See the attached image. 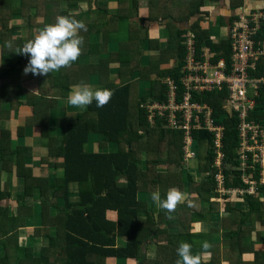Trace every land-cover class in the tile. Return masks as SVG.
<instances>
[{"label":"trees","instance_id":"16d2710c","mask_svg":"<svg viewBox=\"0 0 264 264\" xmlns=\"http://www.w3.org/2000/svg\"><path fill=\"white\" fill-rule=\"evenodd\" d=\"M202 6V2L195 3V0H192L191 16H207V13L200 11ZM18 11L11 9L10 2L0 0V83L4 82L3 84H15L19 79H31L34 76L30 72L23 77L14 73L17 62H22L25 69L30 59L28 55L16 52L29 39L14 38L15 30L8 26L9 20ZM237 19L238 16L235 17V20ZM44 20L46 21L45 16ZM191 29L196 35L195 39L197 38V51L201 50L205 42L212 45L207 33L200 29L198 23ZM259 33L258 37L264 38V25ZM184 35L177 32L176 42L172 43L181 57L187 46L188 35ZM215 47L218 46L213 45V48ZM258 68L259 75H262L264 60L258 63ZM43 76L58 87L61 94L64 93L65 84H61V78H65V74ZM68 77L67 75V80ZM130 89V86L114 89L110 102L104 107H97L96 101L93 100L89 109L79 115L77 122L64 123V134L58 140L47 139L45 131L49 119L44 120L42 137L48 141L50 158H62L61 163H49L52 167L60 166L63 169L61 176H53L50 181L45 177H32L31 169L25 168L27 172H23L18 159L19 155L27 153L28 149L16 146L9 148L4 142L8 132L2 131L0 154L3 163L8 167L9 158L16 156L17 167L20 168L18 173H24V176L30 177L33 182L27 184L23 194L18 196L15 214H10L8 208L0 206V251L4 258L0 264H10L12 257L16 258V264H106L109 258L127 261L126 264H176L179 259L177 249L181 242L191 243L194 254L210 253V260L202 261V264H220L221 257L229 264H264V258L259 253H255V259L251 262L242 259L245 251L242 239L250 235L258 225L264 226V187L258 195H245L241 198L248 205L246 212L231 206L230 215L223 219L222 226L227 229L223 237L231 244L229 251L220 252L214 244L205 251L201 242L209 241L208 236L191 230L194 222L203 221L217 209L216 203L210 200L211 195L216 192V182L212 181L216 170L211 175L209 169H212V163L218 153L223 154L224 164L219 171L222 170L220 172L224 175V186L230 188L243 185L240 171H235L240 164L239 153L236 151L239 146L238 120L228 116L222 108L221 95L203 96L213 108L216 122L224 126L222 147L215 148L214 138L207 130L192 131L199 149L198 170L204 174L201 181L197 182L191 174L185 175L181 168L180 171L173 169L175 164L183 167V131H174L166 124L153 125L148 120L147 110L139 107L141 103L134 105L132 102ZM262 89L256 97L258 105L250 114L249 120L264 126V87ZM64 94H67L66 91ZM28 96L36 98L30 93ZM46 102L48 101H44V104L48 105ZM36 103L43 104V101L38 99ZM93 134L99 135L101 145L116 144L117 150H87L86 145ZM161 166H167V170L160 171ZM232 175L235 178L231 179ZM71 184H77L79 187L78 201H71ZM185 186L188 188L190 199L187 203L178 205L175 212L171 213V219L164 210L153 213L148 202L141 196L145 192L158 190L163 200L170 187H177L185 192ZM35 187L39 188L40 192L46 189L51 191V194H59L63 201L61 206L56 205L58 212L53 215L48 212L51 204L45 203V200L42 202V227L36 234L44 239L45 246L39 251L32 246V238L28 239L27 244L21 243L19 233L33 212V207L27 199L33 196ZM9 197L10 193L0 186V200ZM202 203L207 205L196 209ZM193 204L196 206H191ZM111 212L117 213L116 220L110 217ZM246 223L249 225L246 226ZM51 228H55V234H50ZM119 239L124 241L125 245L119 246ZM148 245L155 246V256H149L146 247ZM131 260L134 263H129Z\"/></svg>","mask_w":264,"mask_h":264},{"label":"crops","instance_id":"0c3cea01","mask_svg":"<svg viewBox=\"0 0 264 264\" xmlns=\"http://www.w3.org/2000/svg\"><path fill=\"white\" fill-rule=\"evenodd\" d=\"M5 1L10 2L12 10H19L8 22L9 28L15 30L13 36L16 39H32L45 24L55 22L58 15L71 16L82 21L87 28V31H79V35L83 37V44L78 60L73 62L70 67L49 73L52 76L59 73L65 74V78H61V84H65L64 91H62L64 93L66 91L67 94H61V90L58 91L59 88L52 85L43 75H34L31 79L22 78L15 84L0 83V136H2V131H7L8 137L4 139V142L9 148L13 149L16 146L28 149L27 153L19 155L18 159L22 164L23 172H27L25 168L31 169L32 177H45L49 179L48 181L53 176L63 174L62 167H52L49 164L50 162L61 163L62 158H50L48 141L42 137V123L46 118L49 119L45 131L47 139L58 140L64 134V123L77 122L79 115L90 107L88 105L85 109H79L68 103L67 97L73 85L87 84L93 89L109 88L111 90L130 86L132 102L134 105L141 103L139 107L146 110L150 103L166 100L171 89V82L175 81L178 85L180 84L182 70L187 63L189 52L186 46V52L181 57V54L176 50L173 44L176 42L177 32H182L185 34L184 36L189 35L194 32L191 27L198 23L200 29L207 33L212 45L205 42L200 51L196 49L197 59H203L209 53L211 62L217 63L221 59L227 60L229 57L228 32L235 17L243 10L264 8V0H195V3L202 2L203 6L200 11L208 14L205 17H199L198 15L191 16L192 0ZM193 35L196 37L195 34ZM213 45L218 47L213 48ZM1 49L2 42L0 41V73L2 71ZM14 73L21 77L25 75L22 62L15 64ZM71 74H73L72 77ZM67 75L69 80H67ZM261 90L263 89L261 88L259 93ZM28 93L36 98L29 97ZM38 99H41L43 104L36 103ZM44 101H48L46 102L48 105L44 104ZM256 102L258 105L257 98ZM89 139L90 142L86 145V149L89 151L115 152L118 148L116 144L101 145L98 134L91 135ZM197 150L199 155L198 147ZM217 156L212 163V169H209L211 175L216 170L212 179L216 183V177L221 175L220 171H222H219L222 167L217 164ZM1 157L0 154V186L10 193V197L0 200V206L8 208L10 214H15L17 198L23 194L26 185L30 184L28 180L31 181V178H26L24 173H18L20 168L17 167L16 156L9 158L8 167L5 166L6 163H3ZM192 162L195 165H190V161L186 163L183 158L184 168L195 166L192 169L193 172L185 173L183 171V173L191 174L197 182H200L204 174L198 170V157ZM36 188L33 189V196L27 199L33 207V212L27 218L26 226L19 231L21 243H26L29 239L26 237L32 235L29 230L34 228L37 223L35 221L41 222V205L44 200L45 203L51 204L48 212L52 215L58 212L56 205L63 204L59 194H51V191L46 189L40 192L39 188ZM70 191L72 192L71 201H78V185L71 184ZM151 193L145 192L141 196L145 201L151 202V210L158 208V213L162 212L164 209L156 206L151 199ZM183 193L186 197L184 203H187L189 200L188 190L186 189ZM214 197L217 198V201H214L217 209L208 214L203 221L194 222L191 230L194 233L206 234L209 242L214 244L216 249L220 252H227L230 250L231 244L223 237V233L227 229L222 226V221L230 215L231 206L246 212L248 205L243 199L226 196L229 197L228 199L218 193L215 194V192L211 195L210 200L213 201ZM229 200L234 203L230 204L229 209L223 208L225 206L223 203H227ZM202 204L206 205V203ZM245 225L248 226L249 223ZM55 232V228L50 229V234H55ZM39 242L40 247L37 246ZM33 244L32 246L36 250L45 246L42 237H37ZM118 245L123 246L125 242L119 239ZM242 245L245 249L242 256L243 261H253L255 253L261 254L264 258V226L258 225L250 235L245 236L242 239ZM210 258V253L202 254L204 262L209 261ZM14 259L16 260L15 257H12L9 260L10 264ZM3 261V254L0 251V263ZM126 262L109 258L106 264H126ZM129 263H134V261L131 260ZM220 264L229 263L221 257Z\"/></svg>","mask_w":264,"mask_h":264},{"label":"built area","instance_id":"2783aa9c","mask_svg":"<svg viewBox=\"0 0 264 264\" xmlns=\"http://www.w3.org/2000/svg\"><path fill=\"white\" fill-rule=\"evenodd\" d=\"M264 25V10L248 9L238 14L229 26L228 59L212 63L209 53L197 59L195 36L187 39L188 57L182 70L180 84H171L166 100L147 105L148 120L153 125L166 124L172 130L183 131L184 161L198 157L197 141L192 131L205 129L214 138L216 149L221 148L224 126L216 122L213 108L204 94L221 95L222 108L238 120L240 171L242 186L226 188L224 175H217L215 193L237 199L258 195L264 185V126L249 120L255 110L256 97L264 87V73L259 75L258 63L264 60V38L259 32ZM223 154L217 164L222 166ZM227 165V164H226ZM256 175H258L256 177Z\"/></svg>","mask_w":264,"mask_h":264},{"label":"clouds","instance_id":"9594fccd","mask_svg":"<svg viewBox=\"0 0 264 264\" xmlns=\"http://www.w3.org/2000/svg\"><path fill=\"white\" fill-rule=\"evenodd\" d=\"M87 31L86 25L71 16L58 15L55 22L45 24L39 29L32 39H29L16 52L30 57L24 74L45 75L57 72L61 68L70 67L81 55L83 37L79 31ZM10 47V45H9ZM113 90L109 88L93 89L87 84H76L71 87L68 94V103L79 109H85L93 100L97 107H104L113 96ZM151 199L156 206L162 208L173 218L178 205L185 202V194L177 187H170L166 192V198L161 200L160 192L151 193ZM205 251L212 247L207 240L201 242ZM179 259L176 264H202V254L193 253L192 244L181 242L177 249Z\"/></svg>","mask_w":264,"mask_h":264},{"label":"rangeland","instance_id":"374dc122","mask_svg":"<svg viewBox=\"0 0 264 264\" xmlns=\"http://www.w3.org/2000/svg\"><path fill=\"white\" fill-rule=\"evenodd\" d=\"M193 159L190 161V165H195V164H193ZM195 166H191V167H188V168H184V167H180L179 165H177V164H175L174 166H173V169L174 170H178V171H180L179 169L181 168L182 169V171H184L185 173H188V171H192V169L194 168ZM159 170L161 171H166L167 170V166H161L160 168H159ZM235 171H237V169L235 170ZM193 172V171H192ZM45 173V172H44ZM43 173V174H44ZM41 178V177H40ZM233 178H235V176L234 175H232L231 176V179H233ZM28 182L29 183H32L33 181H30V179L28 180ZM37 189V188H36ZM188 190V188L185 186V189L184 190ZM181 190V189H180ZM183 190V191H184ZM218 197V196H217ZM228 199H229V197H227ZM162 199V198H161ZM190 199V198H189ZM220 199H223V198H220ZM228 199H226V200H228ZM232 200V199H231ZM231 200H229V201H231ZM213 201H217V198L216 197H214V199H213ZM227 202V203H223L225 206L223 207V208H227V209H229V207H230V204L232 203H234L233 201H231V202ZM148 204H149V206H150V208H151V202H148ZM202 205H204V204H202ZM207 205V204H206ZM191 206H193V207H195L196 205H191ZM200 207H201V205H198L197 206V208L196 209H200ZM13 208H15V207H13ZM158 209V208H157ZM152 210V212L153 213H158V210ZM144 216V215H143ZM110 217L112 218V219H117V213H115V212H112L111 214H110ZM35 222H37L36 224H35V226H34V228L33 229H30L29 230V232L32 234V235H29L28 237H26L27 239L28 238H32L33 239V243H35V239L37 238V237H40L41 238V236H39V235H37L36 234V231L39 229H41V227H42V221L40 222V221H35ZM165 227H166V224H165ZM29 234V233H28ZM27 242L28 241H26V244H27ZM41 242V241H40ZM40 242L37 244V246L38 247H40L41 246V244H40ZM23 244H25L24 242H22ZM34 245V244H33ZM147 248H148V253H149V256H155L156 254H155V250H156V248H155V246L154 245H148V246H146ZM39 251V250H38ZM147 251V250H146ZM172 259L170 258V261H171ZM11 264H16V260L14 259L13 261H12V263Z\"/></svg>","mask_w":264,"mask_h":264}]
</instances>
